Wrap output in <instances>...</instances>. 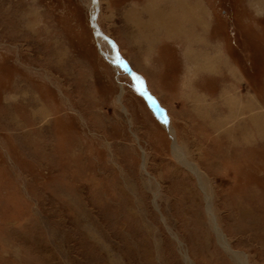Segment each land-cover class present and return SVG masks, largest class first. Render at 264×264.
<instances>
[{
	"label": "rangeland",
	"instance_id": "rangeland-1",
	"mask_svg": "<svg viewBox=\"0 0 264 264\" xmlns=\"http://www.w3.org/2000/svg\"><path fill=\"white\" fill-rule=\"evenodd\" d=\"M159 1L0 0V264H264V0Z\"/></svg>",
	"mask_w": 264,
	"mask_h": 264
},
{
	"label": "bare ground",
	"instance_id": "bare-ground-1",
	"mask_svg": "<svg viewBox=\"0 0 264 264\" xmlns=\"http://www.w3.org/2000/svg\"><path fill=\"white\" fill-rule=\"evenodd\" d=\"M147 1H149V3H148V8L149 9H147L148 10V12L147 13H144V15H143V13L142 12H145V10H141V9H143V8H137L136 6H134V7H132V8H130L126 13V16H125V18H126V20H128V21H131L133 24H134V26H135V28H138V30H135L134 31V29H132L133 31H134V33L133 34H135L137 37H139V38H146L147 40H149V38L151 37L150 35H148L147 33L149 32V31H151V32H153V33H156V31L155 30H157V28L160 30H163L164 31V34H168V35H170V36H176L177 34L179 35V34H182V31H181V33H180V31H177V29L175 28L176 26H175V23L173 22V19L172 18H170V17H172V16H170L169 14H168V12H166L165 10H163V7H162V5L163 4H161V3H157L156 2V0H147ZM161 1V0H160ZM159 1V2H160ZM167 4H169V7H173V8H176V10L177 11H179L180 13H181V17L183 18V17H185V18H189V15L191 14V12H192V10L191 9H194L195 10V12H196V15H197V12L199 13H203L204 11H205V13L207 14V12L206 11H208V10H206L205 8H206V4L205 3H200V2H198V3H195V1H199V0H164ZM204 1V0H203ZM202 0H201V2H203ZM199 5V6H196V5ZM199 7H201L202 9H200ZM164 8H166V7H164ZM209 12V11H208ZM174 13V12H173ZM172 13V14H173ZM146 16H148L147 18H146ZM205 16V15H204ZM207 16H208V14H207ZM198 17H199V15H198ZM200 17H201V15H200ZM196 19V18H195ZM176 20V19H175ZM189 20V19H188ZM145 21H147V22H145ZM180 22H181V20H180ZM174 23V24H173ZM183 23H184V21H183ZM192 23V22H191ZM179 25V24H178ZM131 26V25H130ZM179 26H181V25H179ZM178 26V27H179ZM182 27V26H181ZM188 27V26H187ZM180 28V27H179ZM129 29V28H128ZM143 32V31H145V32H147V33H141V32ZM130 33V32H129ZM140 33H141V35H140ZM132 35V34H131ZM162 35V34H161ZM167 35V36H168ZM150 36V37H149ZM153 36V35H152ZM148 37V38H147ZM163 37V36H162ZM173 37H171V38H173ZM153 38H155V37H153ZM156 38H157V36H156ZM166 39L168 38V37H165ZM145 39V40H146ZM134 40V39H133ZM146 40V41H147ZM153 40V39H152ZM156 39H154V41H155ZM138 41V40H137ZM133 42H135V41H133ZM141 42V41H140ZM142 42H143V39H142ZM132 43V42H131ZM136 43V42H135ZM146 43V42H145ZM144 43V44H145ZM148 43V42H147ZM133 44V43H132ZM138 44V43H137ZM152 44V43H151ZM191 44V43H190ZM136 45V44H135ZM148 46H150L149 44H147ZM140 46V45H139ZM145 46V45H144ZM143 46V47H144ZM148 46H146V47H148ZM153 46V45H152ZM151 47V46H150ZM149 49H151V48H149ZM148 50V49H147ZM140 52V51H139ZM212 57V56H211ZM198 58V57H197ZM189 63V62H188ZM209 70V69H208ZM158 111V110H157ZM169 124V123H168ZM168 127L169 128H171L170 127V125H168ZM191 168V167H190ZM192 170H193V168H191ZM197 174V173H196ZM224 247H226V249L228 250V247L227 246H225V244H224ZM232 252V251H231ZM232 254H234V255H236V253H233L232 252ZM238 254V253H237ZM233 255V256H234ZM235 257H238L237 255L235 256ZM237 259H239V258H237Z\"/></svg>",
	"mask_w": 264,
	"mask_h": 264
},
{
	"label": "crops",
	"instance_id": "crops-1",
	"mask_svg": "<svg viewBox=\"0 0 264 264\" xmlns=\"http://www.w3.org/2000/svg\"><path fill=\"white\" fill-rule=\"evenodd\" d=\"M203 60H204L203 61V65H206L207 63H205L206 62L205 59H203ZM191 65H192L193 68L191 67ZM187 66H188L187 69H186L187 74H189L190 71L194 72V73L197 71L196 68H194L193 64H189L188 61H187ZM204 68H203L204 69V71H203L204 74H206V73L210 74L211 73V71L210 72H206V67H204Z\"/></svg>",
	"mask_w": 264,
	"mask_h": 264
}]
</instances>
